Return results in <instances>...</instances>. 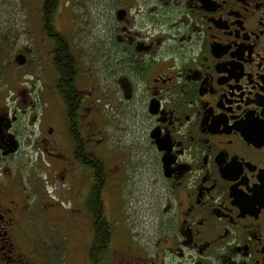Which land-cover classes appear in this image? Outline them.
<instances>
[{"label": "flooded vegetation", "instance_id": "obj_1", "mask_svg": "<svg viewBox=\"0 0 264 264\" xmlns=\"http://www.w3.org/2000/svg\"><path fill=\"white\" fill-rule=\"evenodd\" d=\"M104 6L107 38L100 39L102 52L95 41L99 55L89 56L106 76L104 91L94 65L83 76V55L71 40L64 37L59 48L44 34L54 78L48 90L61 99L54 64L67 49L81 98L75 130L67 119L68 156L34 129L36 114L23 116L22 105L32 104L24 87L12 82L10 96L0 92V264H49L43 245L32 240L42 208L70 245L80 244L82 226H89V253L97 216L108 224L101 192L109 155L101 146L93 165L85 145L95 132L100 144L106 132L128 129L146 131L134 138H146L165 191L158 219L165 249L144 264H159V257L163 264H264V0H104ZM1 53L2 47L0 60ZM16 56L9 54L11 64ZM33 154L51 168L31 162ZM36 166L47 175L38 185ZM101 174L99 207L81 208L77 194ZM60 181L69 183L66 189ZM109 237L108 250L112 231Z\"/></svg>", "mask_w": 264, "mask_h": 264}, {"label": "rangeland", "instance_id": "obj_2", "mask_svg": "<svg viewBox=\"0 0 264 264\" xmlns=\"http://www.w3.org/2000/svg\"><path fill=\"white\" fill-rule=\"evenodd\" d=\"M43 1L0 0V47H2L0 92L10 96L12 82L17 88L24 87L29 93L32 104H29L28 108L22 105V108L27 111L23 116L30 118L36 114L37 123L34 129L37 131L36 127L39 126L42 137H46L47 142L52 143L53 151L68 156L71 153L72 143L69 139V131H67V111L64 102L57 99L47 87L53 85L54 78L52 77L53 67L47 56L50 46L47 44L40 21V8ZM59 2L61 4L54 19L55 28L59 34L64 35L68 42L71 40L75 44L74 49L76 47L81 50L85 66L83 76L86 79L89 73L87 66L93 67L94 65L98 69L100 65L98 61L92 62L89 59L90 53L98 54L99 49L95 48L94 42L99 43L101 53L100 39L106 40L107 38L105 29L108 12L104 6V0H60ZM3 53L5 54L2 55ZM9 54L12 56L28 54V63L20 66L14 62L11 64ZM15 68L16 71H14ZM97 75L101 78L104 91L107 85L106 76L99 69ZM86 86L91 87L87 82ZM104 116L109 119L107 109ZM51 120L55 121V127L50 123ZM51 125L53 129H50ZM145 132L140 130L131 132L130 129L110 130L106 132L105 139L100 144L93 140H98L100 136L98 132H95L92 134V140L85 145L97 160L102 155L101 146H105L103 154L109 155L106 162V177L105 173L103 175L107 183L101 194L107 207L106 213L110 218L107 220V225L112 228V242L111 248L105 255L104 264H144L148 259L157 261L158 252L161 248L165 249L163 245L165 236L161 231L164 221L158 223L166 203L160 172L153 164L146 138H138V140L134 138L135 136L142 137ZM30 157L31 162L34 163L36 158L43 164L38 163L39 166L51 168L46 157L34 154ZM70 158L75 160L74 155ZM90 165L86 164L88 167ZM94 169L95 166L90 170ZM34 171L39 175L34 179L36 185L40 184L41 180H47L45 168L43 170L36 166ZM103 176L101 174L98 180L95 175L94 177L92 175L89 181H85V187L89 191L85 189L82 196L77 194L81 208H87L93 194L98 193L97 185L101 184ZM78 180L77 176L74 182L70 183L71 186L74 185L75 190L79 185ZM67 185H69L68 182L66 184H63V181L58 182L62 190L66 189ZM39 213L38 219L31 226V232L35 237L32 240L40 241L43 245L42 248L39 245V251L49 257L48 263L89 264L87 253L91 240V228L83 225L80 244L70 245L65 237L68 236L67 234L59 233L60 231L51 228L52 222L47 218V211L42 208ZM131 255H133L131 258L128 257ZM160 258L162 257H159L158 263L163 264Z\"/></svg>", "mask_w": 264, "mask_h": 264}, {"label": "trees", "instance_id": "obj_3", "mask_svg": "<svg viewBox=\"0 0 264 264\" xmlns=\"http://www.w3.org/2000/svg\"><path fill=\"white\" fill-rule=\"evenodd\" d=\"M60 0H44L41 8H40V21L42 24V29L45 34L50 35V37H54L55 45H57V42H60L57 46L59 48L64 45L62 44V40H64V36L59 34L55 28V15L56 11L59 8V5L61 4L59 2ZM60 59L58 58L57 61H55V66L57 69V73L59 77H62V84L64 85L63 88H59V93L61 95V99H63L65 109L67 111V119L71 123L72 130H75L77 127V122H79L78 116H79V104L81 102V98H78L75 94V87L74 83L72 81L71 77V71L72 66L70 64V55L66 50L59 51ZM90 158V157H89ZM87 158V160H89ZM91 162L93 165H99L98 160L94 157V155H91ZM100 173V172H99ZM98 180H100L98 178ZM94 196L91 198L90 205L94 206V209L98 208V202H97V194H93ZM97 216V215H96ZM97 224H95L94 227V239L89 247V253H88V259L90 264H104L105 255L107 254V245L109 243V234L112 231V228L105 223V220L102 219L99 215L97 216Z\"/></svg>", "mask_w": 264, "mask_h": 264}, {"label": "water", "instance_id": "obj_4", "mask_svg": "<svg viewBox=\"0 0 264 264\" xmlns=\"http://www.w3.org/2000/svg\"><path fill=\"white\" fill-rule=\"evenodd\" d=\"M16 58V63L20 66L21 64L24 63L25 57H23L22 54L18 55L15 57Z\"/></svg>", "mask_w": 264, "mask_h": 264}]
</instances>
